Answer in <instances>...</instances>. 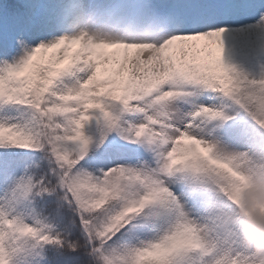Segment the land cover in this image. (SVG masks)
I'll list each match as a JSON object with an SVG mask.
<instances>
[{
  "label": "snow or ice",
  "instance_id": "6c2138e0",
  "mask_svg": "<svg viewBox=\"0 0 264 264\" xmlns=\"http://www.w3.org/2000/svg\"><path fill=\"white\" fill-rule=\"evenodd\" d=\"M106 4L0 13V264H260L264 0ZM234 25L257 74L226 62Z\"/></svg>",
  "mask_w": 264,
  "mask_h": 264
},
{
  "label": "clouds",
  "instance_id": "9594fccd",
  "mask_svg": "<svg viewBox=\"0 0 264 264\" xmlns=\"http://www.w3.org/2000/svg\"><path fill=\"white\" fill-rule=\"evenodd\" d=\"M258 187L243 192L239 213L244 217L241 227V240L245 247L251 245L255 255L260 257V264H264V223L256 218L245 216L253 201L264 202V181H258Z\"/></svg>",
  "mask_w": 264,
  "mask_h": 264
}]
</instances>
